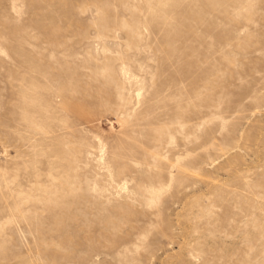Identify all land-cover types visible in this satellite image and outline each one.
Returning a JSON list of instances; mask_svg holds the SVG:
<instances>
[{"label": "rangeland", "instance_id": "obj_1", "mask_svg": "<svg viewBox=\"0 0 264 264\" xmlns=\"http://www.w3.org/2000/svg\"><path fill=\"white\" fill-rule=\"evenodd\" d=\"M0 264H264V0H0Z\"/></svg>", "mask_w": 264, "mask_h": 264}]
</instances>
